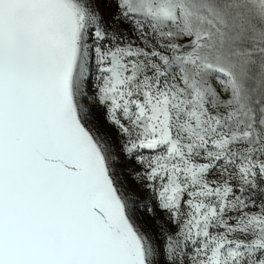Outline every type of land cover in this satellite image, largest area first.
I'll list each match as a JSON object with an SVG mask.
<instances>
[{"label": "snow or ice", "instance_id": "snow-or-ice-1", "mask_svg": "<svg viewBox=\"0 0 264 264\" xmlns=\"http://www.w3.org/2000/svg\"><path fill=\"white\" fill-rule=\"evenodd\" d=\"M162 259L264 264V0H0V264Z\"/></svg>", "mask_w": 264, "mask_h": 264}, {"label": "rangeland", "instance_id": "rangeland-1", "mask_svg": "<svg viewBox=\"0 0 264 264\" xmlns=\"http://www.w3.org/2000/svg\"><path fill=\"white\" fill-rule=\"evenodd\" d=\"M97 115H101L100 113H97ZM161 264H166L165 260H161Z\"/></svg>", "mask_w": 264, "mask_h": 264}]
</instances>
